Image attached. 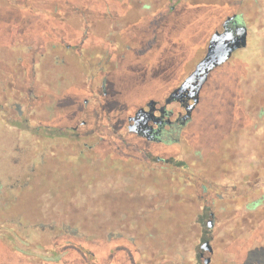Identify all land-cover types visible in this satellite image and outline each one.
<instances>
[{
  "label": "trees",
  "instance_id": "1",
  "mask_svg": "<svg viewBox=\"0 0 264 264\" xmlns=\"http://www.w3.org/2000/svg\"><path fill=\"white\" fill-rule=\"evenodd\" d=\"M138 4V0H0V48L13 47L20 42L24 44V41L32 43L31 47L35 43L41 45L47 43L49 50L42 51L43 56L49 57L52 49L62 48L77 57L75 63L64 56L61 60L51 57L55 68L48 69L46 73L42 71L40 77L42 85L39 91L34 90L35 92L32 91L31 94H35L34 97L42 105L47 104L56 113L52 125L40 121L38 126L46 131L38 134L43 138V143L30 152L23 151L25 154L32 156L38 153L49 139L64 136L72 138V135L66 133L72 131L76 124L70 123L76 119V115L78 116V109L75 110L76 112H70V107L76 106L72 97L86 87L83 77L79 76V79H82L81 83L73 76L78 63L86 64L85 68H95L101 94L117 95L120 104L119 97L122 94H128L126 98L128 99L131 96L130 92H141L139 89L144 85L143 80L149 81L148 79L157 77L140 76L142 82L138 83L137 78L140 77L134 71L121 69L123 61H130L131 58L134 59L133 61H153L154 67L160 62H175L178 68H181L183 63L194 54L197 46L202 45L207 38L208 52L210 38L216 31L210 35L211 21L217 10L215 2L204 0L183 2L180 10L171 9L175 18L165 19L158 27L155 20L161 11L149 17V22L142 23L138 16L141 14ZM67 13L83 18L81 22L84 26L83 30L58 18V15ZM144 24L150 25L152 39L138 41L133 35L127 38L125 33L128 30L139 28ZM162 28L166 32L162 31ZM112 41L114 48L110 44ZM79 42L80 47L83 46L81 53L77 51ZM87 44L93 51H89ZM21 60L22 57L19 66L28 73L29 69L27 70L24 60L23 62ZM4 70L12 75L16 73L9 65ZM120 71H122V75L120 74L122 81L129 80L132 83L131 87L121 88L115 84L113 76ZM26 75L24 74L25 82L28 80L29 88H34L32 82L27 79L30 74ZM14 77L18 78V75ZM36 78L38 84L37 75ZM14 87L18 91H24L23 86L19 87L15 84ZM125 88H130L131 91L127 93ZM1 94L6 99L13 97L11 88L1 89ZM115 102L111 104L114 105ZM106 107L109 109L110 105ZM247 110L251 116L258 110L256 118H253L264 120V98L255 110L249 107ZM2 112L6 110L0 103V113ZM4 121L2 117L0 149L6 154L12 152L19 154L26 147V141L18 132L11 129L13 125L11 122L8 125ZM61 130L65 133L64 131L56 133ZM237 130L235 128L228 136L219 140L218 145L203 156L196 165L181 163L180 166L172 161L162 160L158 168L144 169L141 174L132 176V173H125V176L136 177L137 181H132V185L123 188L125 193L120 196L104 197L103 205L95 202L78 207L72 202V207L56 206L58 201L67 203L69 197L74 196L72 192H61L63 189L71 191L72 187L63 188L58 182L48 179L52 177V173L63 172L65 168L62 166L67 164L68 167H72V161H66L63 165L58 162L59 157H64L63 160H72V140L65 147L66 150H71L68 154L67 151H61L58 152L60 155L54 153L56 156L46 157L41 166L31 167L30 173L26 176H17V168L12 167L13 163L0 165V264H72L76 262L72 259L77 254L82 257L80 261L85 264H117L119 253L122 251L129 259L126 264H144L143 259L147 257L145 254L156 251L158 247L176 251L182 245L183 253L181 252L180 259H174L172 264H202L199 260L191 259L188 254L202 243L208 232L205 223L206 211H212L210 215L213 214L209 223L211 228H215L217 219L220 220L227 215L230 220L235 221L230 233L233 240H235L234 229L240 226V222L241 224L244 220L256 222L264 214V194L249 202V196L225 198L214 187L215 182L220 181L221 178L223 180L237 174L239 169L237 144L241 133L240 130L239 133L236 132ZM87 136H90L87 139L89 143L87 148L91 152L94 151L96 141L111 144L110 150L106 153V162L110 161V157L115 163L120 162L119 157H125L122 151L133 147L122 140L121 143L120 140L117 142L98 138L94 134ZM259 151L262 161L260 167L263 168L264 142H261ZM129 165L126 164L124 170L133 169ZM195 169L200 174H197ZM257 174L258 171L255 172V175ZM249 178L253 179V175ZM157 188L164 193L163 198L167 199V202L158 207L153 203L155 195L147 196L150 198L148 199L139 194L133 196L130 192L136 189L142 194V191ZM130 198H133V201ZM49 199L56 200L55 206L49 205ZM131 221L137 222L139 227L136 229L137 235L136 233L134 235L135 240L133 239L138 243L132 245L134 249L138 248L135 250L129 246L132 244L130 241L125 245L117 241L122 235L121 232L130 230L127 225ZM141 229L148 230L147 234L142 233ZM158 233L164 239L160 243L156 241ZM146 236L151 241H146ZM213 244L215 253L209 264H231L219 251L217 247L219 244L216 241ZM111 252L113 256H110Z\"/></svg>",
  "mask_w": 264,
  "mask_h": 264
},
{
  "label": "rangeland",
  "instance_id": "2",
  "mask_svg": "<svg viewBox=\"0 0 264 264\" xmlns=\"http://www.w3.org/2000/svg\"><path fill=\"white\" fill-rule=\"evenodd\" d=\"M188 1L138 0V5L141 8V14L138 15L140 22H149V17L161 11L155 20L157 27L161 26L165 19L175 18L171 10L172 5L176 6L178 11L182 8L183 2L186 3ZM204 1L215 2V0ZM254 6H256L254 11L244 16L250 28L247 46L237 49L227 62L217 66L210 73L208 80L201 90L200 101L192 112L191 119L183 129L172 132L169 137L170 140H167V145L163 143H151L133 135L129 130L126 117L133 113L139 104L146 102L151 97H156L164 101L171 92V89L173 90L179 86L186 77L191 75L196 70L198 62L207 54L208 38L205 42H202V45L199 44L197 46L194 54L190 56L188 61L183 63L181 68H178L175 62H160L154 67L153 61H133V58L130 61H123L121 69L125 71H134L139 77H157L156 79L150 78L148 79L149 81L143 80L144 85L139 89L141 90L140 93H137V91L131 93L130 88H125V91L127 93L130 92L129 95L131 96L126 99L128 94H122L119 97L122 104H119L118 96L112 94L102 100L103 105L100 107L97 103L99 94L91 90V88L93 89V87L98 85V80L95 76L97 71L95 68H85L86 64L78 63L73 76L76 77L78 82L82 81V79H79V76L83 77L86 87L84 90L76 92L72 97L76 102V108H73V106L70 107V112L78 109V119L76 118L70 124L74 125L79 120L81 122L82 119H86L87 123L85 125L80 123L78 133L94 134L98 138L103 135L104 138L114 141L120 140L121 143V140L125 138V142L134 147L125 149H132L131 151L149 150L157 156L164 155L167 151L168 157L172 156V162L177 165L181 163H188L189 165L200 163L201 158L218 145L219 140L228 136L236 128L238 129L236 132L239 133V130L241 132L240 140L237 144V163L239 169L237 174L230 175L231 177L229 176V178L223 177V180L221 178L220 181L215 182L214 187L225 198L249 196V202L258 199L264 194V167H260L262 161L261 151H259L261 142H264V120L259 121L254 119L258 112V110L256 112L254 110L255 107L260 106V102L264 98V0H258ZM220 15H223L222 18L226 16V14ZM220 15L216 13L214 19L211 21L212 31L210 35L219 27V23L222 21ZM58 18L83 30L84 26L81 23L83 22V18H79L72 13L58 15ZM148 24L128 30L125 33L127 38L133 35L134 38L137 37L138 41H146L148 38L152 39L153 33L149 30L150 25ZM163 28L162 31H165ZM148 34L151 35L148 36ZM31 44L29 41H24V44L20 42L14 44L13 47L0 48V58L3 59L0 62V68L2 70L0 71V90L11 88L13 94V97L9 99H6L3 94L0 95V103L6 110V112L0 113V119L3 117L5 119L4 122L8 125L11 122L13 124L11 125V129L18 132L19 136L26 141V147L19 154L14 152L6 154L0 149V165H7L8 162L13 163L12 167L15 166L17 168V176H26L30 173L31 167L41 166L46 157L56 156L54 153L67 151L66 154H68V151L71 150H66L65 147L70 140H74V138L70 139L69 136L57 137L49 139L47 144H43L45 149L44 147L41 148V151L32 154V156H28L23 152H30L34 150V147H38L43 143V138L38 134L39 132L45 133L46 131L43 127L40 128L38 126L40 121L48 122L51 125L54 122L52 119L56 112L54 113L52 107L47 104L42 105L34 97L35 94H31L32 91L35 92L34 90L39 91L42 85V81L40 80L42 71L44 70V73H46L48 69L55 68L51 57H57L58 60H61L64 56L68 60H72L73 63L77 62L75 54L66 52L62 48L52 49V54L49 57L45 55V57L42 51L46 52V50H49L47 43L45 45L35 43L32 47L30 46ZM110 44L113 48L115 47L113 41ZM87 48L90 49V52L93 51L89 48V44H87ZM21 57V62L24 60L27 70L29 69L28 73L26 70H22V67L18 64ZM7 65L13 67L16 73L12 75L4 72V68ZM121 72L113 76L115 84L121 88L131 87L132 83L129 80L126 79L128 82H125V80L124 82L122 81L120 76ZM24 74H30V77L27 79L32 82L34 88H29V82L28 80L25 82ZM16 75H18V78L14 77ZM36 75L39 79L38 84ZM141 77L137 78L138 83L142 82ZM15 84L19 87L23 86L24 91L16 90L14 87ZM86 99H88V103L85 102ZM98 99L100 98L98 97ZM112 102H115V104L112 105ZM107 105H110L109 109L106 107ZM248 107L254 109L253 111L255 113L253 112L254 114L252 116L247 110ZM13 126L15 127L12 128ZM63 131H57L56 133H62ZM74 132L72 130L66 133L67 135H72ZM84 144L89 145V143H85L82 139L80 142H76V145H72V160L75 159L71 164L72 167H68L66 164L62 166L65 168L63 172L52 173V177L48 178L52 182H58L63 188L72 187L71 191L63 189L61 192H72L74 196L72 197L71 195L67 203L58 201L56 206L65 205L72 207V202L78 207L95 202L103 205L104 197L107 195L120 196L125 193L123 189L125 184L137 181L136 177H131V175L125 176V173H132V176L133 174L139 173L133 164L129 165L133 169L127 171L124 170L125 165L122 164L123 162L115 163L112 157L109 158L110 161L107 163L102 161L103 158L105 160L106 156L104 151L110 150L111 144L96 141L94 151L92 152ZM101 151L104 152L102 154L103 158L100 156ZM63 159L64 157H59V164L63 165L66 161H72L71 159ZM158 165L159 163H157ZM195 170L197 174H200L197 169ZM256 171L259 174L255 175ZM115 173L116 175H113ZM249 175H253V179L249 178L251 177ZM57 179L58 181H56ZM130 192L133 196L137 194L142 197L155 195L156 198H154L153 203L156 207L167 202V199L163 198L164 193L159 191L158 188L146 192L142 191V194L140 191H136V189ZM130 199L133 201V198ZM48 203L49 205L55 206L56 200L49 199ZM211 213L212 211H206L205 223L206 228H208L206 231L208 232H206V235L202 239V243L188 254L191 259L199 260L200 263L205 264L206 256L210 253L202 249V244L206 240H212V244L214 241L219 244V246L217 245L219 251L224 255V258L227 257L226 259L231 264H264V218L261 219L264 214L256 222H247L245 220L242 221V224L240 222V226L234 229L235 240H233V236L230 233L235 221L230 220L227 215L220 220L217 219L215 221V228H211L209 227V223L211 222L209 215ZM136 223L135 221H131L127 225L130 230L121 232V237L117 239L118 243L125 245L131 242L132 244H129L131 248L138 244L137 241H133L136 229H139ZM250 225L252 226L250 227ZM141 231L146 234L148 232V230L143 231L142 229ZM213 235L216 239H212ZM146 238V241L150 240L148 236ZM162 240H164L163 236L158 233L156 241L160 243ZM182 247L183 245L179 246L176 251L158 247L155 249L156 251L145 254L147 257L143 259V263L172 264L174 259H180L181 252L183 251ZM135 249L138 248L136 247ZM201 252H204V257H201ZM111 253H109L111 254L110 256H113V252ZM119 254L120 257H118L117 264H126L129 260L128 256H125L123 251ZM80 258L82 257L78 254L73 256L72 261L76 260L77 263L72 262V264H85L80 261Z\"/></svg>",
  "mask_w": 264,
  "mask_h": 264
},
{
  "label": "flooded vegetation",
  "instance_id": "3",
  "mask_svg": "<svg viewBox=\"0 0 264 264\" xmlns=\"http://www.w3.org/2000/svg\"><path fill=\"white\" fill-rule=\"evenodd\" d=\"M258 0H215V6L217 8L216 13L217 14H226L224 18L223 15H220L222 18V21L219 23V27L216 29V31L213 33L212 37L210 38L209 45L212 41V38L218 34L222 33L226 30H229L232 32L233 35H237V28L240 26H245L247 29V44H248V36H249V26L247 25L246 18L244 17L247 13L253 12L256 6ZM176 6L172 5L171 9H175ZM82 40H80L81 42ZM79 42L78 44V52L81 53L82 47H80L81 43ZM246 44V46H247ZM208 53V52H207ZM205 58V57H204ZM203 58V59H204ZM202 59V60H203ZM199 65V64H198ZM197 65V66H198ZM190 76V75H189ZM188 76V77H189ZM186 79L182 83H184ZM180 83V85L182 84ZM179 85V86H180ZM93 87V86H92ZM102 87V86H101ZM178 87V86H177ZM175 87V88H177ZM174 88V89H175ZM173 89V90H174ZM92 92L94 91L95 93L99 94L98 99L97 97V103L100 105V107L103 105V99L106 98V94H101L99 91L98 85L91 88ZM171 89V92L173 91ZM170 92V93H171ZM104 93H106V90H104ZM169 93V94H170ZM168 97V96H167ZM166 97V98H167ZM166 98L164 101L162 99H157L156 97H151L149 98L146 102L139 104L136 108L135 111L126 117V122L128 126L137 123L136 125V130H130L133 135H136L145 141L148 142H153V143H159V144H166L167 145V140H170L169 137L171 136L173 131H180L181 129L186 126L188 121L192 117V112L194 111L193 108L192 110H189L192 103L193 99L189 98L188 96H184L181 100H172L170 102H166ZM85 102H89L88 99L85 100ZM197 106V105H196ZM140 112L138 115L137 112ZM80 113V112H79ZM136 117L134 119H131V117ZM76 118L78 117L77 115L75 116ZM78 119V118H77ZM76 120V119H75ZM80 123L85 125L87 123L86 119H82L81 122L80 120L76 123V125L73 126V131L72 133V138H74L72 145H76V142H80L82 139L85 143L88 142L87 139L90 138V136H87L88 134H81L78 133L77 131L80 128ZM101 138L104 139V136L101 135ZM77 139V140H75ZM122 141H126L125 138H123ZM88 146V145H85ZM89 147V146H88ZM101 157L103 156L102 154L107 151H101ZM122 154L125 157H119L123 164H133L134 168L138 169L139 174H141L142 170L148 169L152 170L155 168H158L160 165L157 166V163H161L162 160L165 161H172V156L168 157V153L166 151V154L164 155H154L152 151L149 150H144V151H131V150H124L122 151ZM73 157V155H72ZM103 158V157H102ZM104 159V158H103ZM103 162L107 163V155L105 156V160ZM75 159L72 160V162ZM137 166V167H135ZM144 184V183H142ZM130 185H132V182H129V184H125L124 188H128ZM135 185V184H133ZM119 187V186H118ZM210 219H212L213 214L209 216ZM252 240V239H251ZM209 242V246L212 248V254L211 256H206V259H209L207 264L211 261V259L214 258V253H215V247L212 244V240H206L202 244V249L204 251L207 250V243ZM202 253V252H201ZM200 253V254H201ZM201 257H204V252L201 254ZM206 263V261H205Z\"/></svg>",
  "mask_w": 264,
  "mask_h": 264
},
{
  "label": "water",
  "instance_id": "4",
  "mask_svg": "<svg viewBox=\"0 0 264 264\" xmlns=\"http://www.w3.org/2000/svg\"><path fill=\"white\" fill-rule=\"evenodd\" d=\"M247 29L245 26L237 28V35H233L231 31L226 30L222 33L216 34L209 45L208 53L205 58L199 63L196 70L188 77V79L180 86L175 88L166 98V102L172 100H181L184 96H188L193 99V103L189 110H192L200 101L201 90L208 80L210 73L217 67L227 62L233 55V53L247 44ZM139 115L140 112L138 111ZM136 118L131 117V119ZM136 125L132 124L129 129L136 130ZM207 250L209 256L212 254V248L207 243ZM209 259H206V263Z\"/></svg>",
  "mask_w": 264,
  "mask_h": 264
}]
</instances>
